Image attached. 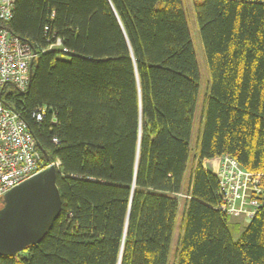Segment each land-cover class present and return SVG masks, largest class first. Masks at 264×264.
I'll return each mask as SVG.
<instances>
[{
    "label": "trees",
    "instance_id": "1",
    "mask_svg": "<svg viewBox=\"0 0 264 264\" xmlns=\"http://www.w3.org/2000/svg\"><path fill=\"white\" fill-rule=\"evenodd\" d=\"M192 3L209 92L176 264H264V206L235 241L201 165L226 154L264 171V3ZM3 27L37 54L27 89L2 98L41 161H60L62 205L0 264H169L199 89L182 0H16ZM57 37L66 51H43Z\"/></svg>",
    "mask_w": 264,
    "mask_h": 264
},
{
    "label": "built area",
    "instance_id": "2",
    "mask_svg": "<svg viewBox=\"0 0 264 264\" xmlns=\"http://www.w3.org/2000/svg\"><path fill=\"white\" fill-rule=\"evenodd\" d=\"M13 1L0 0V200L6 191L45 169L25 123L1 99L9 84L26 88L34 57L27 43L2 26L12 18ZM205 168L217 177L220 201L234 202L238 214L253 218L264 200V172L246 170L226 154L206 160Z\"/></svg>",
    "mask_w": 264,
    "mask_h": 264
},
{
    "label": "water",
    "instance_id": "3",
    "mask_svg": "<svg viewBox=\"0 0 264 264\" xmlns=\"http://www.w3.org/2000/svg\"><path fill=\"white\" fill-rule=\"evenodd\" d=\"M56 174L55 168L49 166L3 194L0 256H14L39 243L49 232L62 205Z\"/></svg>",
    "mask_w": 264,
    "mask_h": 264
},
{
    "label": "rangeland",
    "instance_id": "4",
    "mask_svg": "<svg viewBox=\"0 0 264 264\" xmlns=\"http://www.w3.org/2000/svg\"><path fill=\"white\" fill-rule=\"evenodd\" d=\"M183 2V7L185 10V15L187 19V25L190 31L191 39L193 42V47L196 53V58L197 62L199 65L200 69V74H201V84H200V90H199V95L197 99V105H196V110L194 114V119H193V132H192V137H191V152L189 156V160L187 163V169L185 172L182 188H181V193L177 194L178 200H179V208L177 212V217L175 220V227L173 230V237L171 241V248L169 252V264H176L177 259L176 256L174 255L175 253V241L180 237L181 231H180V215L183 210L184 206V197L186 196L185 194L188 192V180H189V175H190V170L193 165V160H194V155L196 154L195 151V144L197 141V137L202 125V118H203V109H204V100L207 94V85L209 81V73L207 70L206 66V61H205V56L203 52V46H202V41L199 35L198 31V26L197 22L195 19V13H194V8H193V3L192 0H182ZM1 205V204H0ZM228 224L229 228L232 234L233 239L236 241L239 239L240 233L242 232L244 228L243 221L240 217H234V216H229L228 217ZM174 244V245H173ZM174 246V249H173Z\"/></svg>",
    "mask_w": 264,
    "mask_h": 264
},
{
    "label": "bare ground",
    "instance_id": "5",
    "mask_svg": "<svg viewBox=\"0 0 264 264\" xmlns=\"http://www.w3.org/2000/svg\"><path fill=\"white\" fill-rule=\"evenodd\" d=\"M230 1H235V2H240V3H248V4H251V3H258V4H261V3H264V0H230ZM14 2V4H13V10H14V5H15V3H16V0H14L13 1ZM185 19H186V15H185ZM186 22H187V19H186ZM3 26V25H2ZM5 28V27H4ZM199 31V30H198ZM15 35V34H14ZM200 35V34H199ZM17 36V35H16ZM21 41H23V42H25V43H27L29 46H30V48H31V51H32V53L34 54V57H33V59L30 61V63L32 62V66L30 67V63H29V66H28V82H27V85H26V88L24 89V90H20V89H18L14 84H9V85H7L5 88H4V90H3V93L6 91V89H8V87L9 86H12V87H15L16 89H18V90H20V91H25L26 89H27V87H28V85H29V80H30V76H31V72H32V68H33V63H34V61H35V59H36V52H35V50L31 47V45L28 43V42H26V41H24L23 39H21L19 36H17ZM191 43H192V45H193V42H192V39H191ZM49 50H61V51H63V52H65L66 50L63 48V45H62V41H61V39L60 38H55L53 41H49L48 42V45H47V47L46 48H44V50L43 51H49ZM203 52H204V49H203ZM195 57H196V53H195ZM206 61V60H205ZM196 62H197V58H196ZM197 65H198V62H197ZM198 71H199V89H198V95H199V90H200V82H201V74H200V69H199V65H198ZM209 90V81H208V85H207V94H206V97L208 96V91ZM198 95H197V99H198ZM206 97H205V99H206ZM1 99H2V101H3V103H4V105L8 108V109H10L11 111H13L14 113H16L17 115H18V113L17 112H15L12 108H10L6 103H5V101H4V99L2 98V95H1ZM196 105H197V101H196ZM195 110H196V106H195ZM203 110H205V100H204V109ZM194 114H195V112H194ZM19 116V115H18ZM19 118H20V116H19ZM21 119V118H20ZM22 120V119H21ZM23 121V120H22ZM24 122V121H23ZM25 123V122H24ZM25 125H26V123H25ZM26 127H27V125H26ZM28 128V127H27ZM33 137V136H32ZM192 137V136H191ZM34 139V138H33ZM34 142H35V149H36V151H37V154H38V158H39V160L41 161V159H40V156H39V153H38V150H37V143H36V141H35V139H34ZM221 155H217V156H215V157H213V159H217V158H219ZM212 159V158H211ZM207 159H204V160H202L201 161V165H202V167L207 171V172H209V173H211V171H209L207 168H205V161H206ZM42 162V161H41ZM43 163V162H42ZM198 163V160H193V165L195 164H197ZM43 165H44V168L46 169V168H48L49 166H53L54 168H55V170H56V172H57V174H61V166H60V161L58 160V159H56V160H54V161H48L47 163H43ZM193 165H192V167H193ZM187 169V168H186ZM185 172H186V170H185ZM255 172H257V171H255ZM260 172H264V171H260ZM57 174H56V184H57ZM212 174V173H211ZM185 176V175H184ZM184 179V178H183ZM218 184V183H217ZM58 187V186H57ZM217 189H218V186H217ZM2 200V199H1ZM1 200H0V204H1ZM1 206V205H0ZM262 206H264V200H262V203H261V206H260V208L262 207ZM258 210H259V208H258ZM257 210V211H258ZM220 211L221 212H223L225 215H226V217H227V219H228V217L229 216H234V217H240L241 219H242V221H243V224H244V226L245 225H247L248 224V222H247V220L249 219L250 221H251V219L252 218H247V217H245V216H243V215H241V214H238V210H237V206H236V204L234 203V202H231L230 200H221L220 201ZM256 211V212H257ZM180 218H181V215H180ZM181 220V219H180ZM250 223V222H249ZM174 227H175V225H174ZM174 230V229H173ZM172 237H173V233H172ZM171 241H172V239H171ZM176 242H177V240L175 241V249H176ZM174 245V244H173ZM171 248V247H170ZM173 249H174V246H173Z\"/></svg>",
    "mask_w": 264,
    "mask_h": 264
},
{
    "label": "crops",
    "instance_id": "6",
    "mask_svg": "<svg viewBox=\"0 0 264 264\" xmlns=\"http://www.w3.org/2000/svg\"><path fill=\"white\" fill-rule=\"evenodd\" d=\"M190 178H191V176L189 175L188 187L190 186Z\"/></svg>",
    "mask_w": 264,
    "mask_h": 264
}]
</instances>
